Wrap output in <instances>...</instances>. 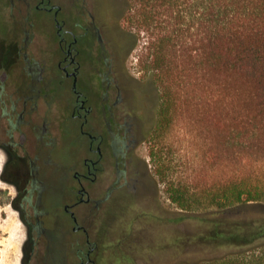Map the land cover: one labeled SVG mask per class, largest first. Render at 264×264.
<instances>
[{"label": "flooded vegetation", "instance_id": "obj_1", "mask_svg": "<svg viewBox=\"0 0 264 264\" xmlns=\"http://www.w3.org/2000/svg\"><path fill=\"white\" fill-rule=\"evenodd\" d=\"M23 1L27 17L0 55V149H8L13 159L10 171L16 182L10 183L21 191L27 185L23 205L32 207L19 211L25 228H31L32 242L22 264H50L54 234L62 240L66 264H98L104 231L93 233L98 240L92 241L89 223L111 201L116 202V217L129 196L140 190L143 197L158 193L138 154L149 117L146 105L136 103L139 81L126 65V1ZM33 11L53 13L52 73H47L48 59L38 53L40 40L26 29L33 26ZM64 81L71 82L74 95L66 109L85 139L75 140L74 163L69 165L55 162L50 154L63 135L65 114L55 101ZM53 164L65 176L60 187H49L43 177Z\"/></svg>", "mask_w": 264, "mask_h": 264}, {"label": "trees", "instance_id": "obj_2", "mask_svg": "<svg viewBox=\"0 0 264 264\" xmlns=\"http://www.w3.org/2000/svg\"><path fill=\"white\" fill-rule=\"evenodd\" d=\"M127 2L159 91L154 132L188 126L170 201L203 214L198 232L173 238L170 264H264V0Z\"/></svg>", "mask_w": 264, "mask_h": 264}, {"label": "rangeland", "instance_id": "obj_3", "mask_svg": "<svg viewBox=\"0 0 264 264\" xmlns=\"http://www.w3.org/2000/svg\"><path fill=\"white\" fill-rule=\"evenodd\" d=\"M123 11L122 25L126 29L124 42L128 47L127 69L133 77L139 81L135 91V100L138 106H145V116L149 121V131L143 140L138 154L142 157L153 184L154 191L158 193L144 194L140 190L136 195L129 196L130 202L118 210L114 217L116 202L107 203L101 212L89 223L91 235L104 231L99 240L100 260L98 264H170L171 243L176 236H187L198 232L202 225L200 212H187L179 209L169 198L167 181L171 173H182L188 162L190 145L187 136V123L183 118L175 122L171 128L163 130L156 136L159 91L151 78L152 74L144 72L140 58L144 51V34L138 37L136 30L129 23L128 2ZM111 3V1H110ZM32 11V10H31ZM27 17V9L23 0H0V55L7 49L9 39L22 26ZM27 26L30 35L40 40V52L48 59L47 73L54 72L56 66L53 61L55 33L53 13L46 11L32 12ZM22 29V28H21ZM24 30V29H23ZM20 30L23 34L24 31ZM143 92V93H142ZM147 94V95H146ZM144 95V96H143ZM146 96V97H145ZM144 97L149 98V101ZM55 105L63 109L65 119L63 122V135L59 137L58 144L50 154L55 162L69 165L74 163V142L81 137L76 121L70 120L67 104H72L74 95L71 92V82L64 81L62 88L56 93ZM54 119V117H53ZM8 149H0V264H22L32 248L31 228H25L19 217L22 206H25L27 197V185L21 191L20 186L10 182H16L11 173L12 156ZM164 164L167 169V177L159 171L158 163ZM43 177L49 187H60L65 183L64 173L61 174L56 164L44 171ZM118 196H116L117 198ZM137 198V199H136ZM141 200V201H139ZM50 205V203H49ZM51 206V205H50ZM58 209H62L61 206ZM51 207L52 209L56 208ZM27 209L32 207L25 206ZM57 209V210H58ZM21 215V214H20ZM111 215V218H109ZM34 230V229H33ZM101 230V231H99ZM98 238L94 235L92 241ZM52 252L48 258L50 264H66L62 240L57 234L52 238Z\"/></svg>", "mask_w": 264, "mask_h": 264}, {"label": "bare ground", "instance_id": "obj_4", "mask_svg": "<svg viewBox=\"0 0 264 264\" xmlns=\"http://www.w3.org/2000/svg\"><path fill=\"white\" fill-rule=\"evenodd\" d=\"M143 197V196H142ZM137 199V198H136ZM139 201H141V200H139ZM141 203H142V201H141Z\"/></svg>", "mask_w": 264, "mask_h": 264}, {"label": "crops", "instance_id": "obj_5", "mask_svg": "<svg viewBox=\"0 0 264 264\" xmlns=\"http://www.w3.org/2000/svg\"><path fill=\"white\" fill-rule=\"evenodd\" d=\"M23 256V255H22Z\"/></svg>", "mask_w": 264, "mask_h": 264}]
</instances>
